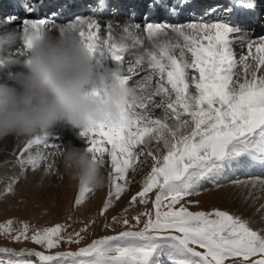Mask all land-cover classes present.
I'll return each instance as SVG.
<instances>
[{
	"label": "snow or ice",
	"instance_id": "6c2138e0",
	"mask_svg": "<svg viewBox=\"0 0 264 264\" xmlns=\"http://www.w3.org/2000/svg\"><path fill=\"white\" fill-rule=\"evenodd\" d=\"M187 2L176 0V5L182 7ZM234 3L246 9L255 7L254 0ZM162 6L173 15L178 13L176 6L168 8L163 0ZM232 10L222 9L221 13L226 15ZM215 12L217 8L189 23L145 24L143 30L149 39L171 33L174 40H153V50L135 61L136 65L146 61L151 72L145 82L134 87L136 99L125 106L119 122L100 124L79 133L83 147L101 165L104 142L110 145L107 153L111 189L101 215L132 182L129 171L136 173L137 164L149 165L150 158V171L140 182L141 190L131 196L130 206L147 203L148 194L155 190L154 216L150 212L133 215V227H139L141 216H147L138 231L121 230L94 239L77 251L56 254L46 253L62 241L79 244L86 229L65 238L61 235L65 226L57 224L35 230L29 236L28 224L13 229L10 220L0 225V234L15 243L31 241L45 251L0 247V264H163L164 259L168 264H225L229 257L242 258L232 264H245L257 255L260 258L251 264H264V233L253 230L248 221L218 209L192 212L181 204L185 198L198 195L204 182L218 185L230 172L264 165V36L254 40L250 33L222 19L205 18ZM75 23L81 25L80 36L92 56L121 60L123 50L115 44L106 41L105 47L98 46L100 29L95 21L77 18ZM43 24L38 21L28 26L35 31ZM236 43L247 48L246 55L237 58L233 51ZM30 44L31 38L26 46ZM240 65L244 68L243 78L235 71ZM153 76L157 80L155 87L150 88ZM130 79L120 73L117 83L128 86ZM154 97H160L159 102ZM155 109H161L163 116L156 117ZM170 120L174 123L170 124ZM57 140L59 137H50L49 133L27 140L21 155L33 145L59 149ZM46 159L42 155L17 157L21 170L26 165L36 168L39 160ZM260 183L264 185V181ZM7 191H11V185ZM90 191L80 188L75 204H81ZM178 204L181 206L175 207ZM113 221L120 222L115 216ZM122 223L127 226L130 221L125 216Z\"/></svg>",
	"mask_w": 264,
	"mask_h": 264
},
{
	"label": "clouds",
	"instance_id": "9594fccd",
	"mask_svg": "<svg viewBox=\"0 0 264 264\" xmlns=\"http://www.w3.org/2000/svg\"><path fill=\"white\" fill-rule=\"evenodd\" d=\"M7 23L6 18L0 21V67L18 66L19 71L9 72L7 82L0 83V140H31L60 124L78 130L79 139L85 129L119 122L125 106L136 99L134 88L117 83L120 72L95 76L79 23L52 34L44 31V25L18 31ZM29 38L31 44L26 46ZM129 40H135V34L133 25L126 23L113 44L124 50ZM57 155L65 174L79 188L105 187L102 165L84 147L69 141Z\"/></svg>",
	"mask_w": 264,
	"mask_h": 264
},
{
	"label": "rangeland",
	"instance_id": "374dc122",
	"mask_svg": "<svg viewBox=\"0 0 264 264\" xmlns=\"http://www.w3.org/2000/svg\"><path fill=\"white\" fill-rule=\"evenodd\" d=\"M204 13L205 12L202 11L200 12V15ZM77 17L80 16H76L75 18ZM1 19L5 20V17L0 16V20ZM71 21H73V19H71ZM163 23L165 24V22H161L159 24ZM262 24H264V20ZM126 51L127 50H125L123 53V62L128 65V67H135L136 64H133L132 62L134 61L135 63V61L139 59L142 54H144L143 51H134L133 53L136 54L134 58L130 57L131 54ZM139 53L141 55H139ZM129 61L131 62L127 63ZM0 70L4 74L2 75L0 73V83H6L7 74L9 72L19 71V68L15 67L14 69H6L4 67H0ZM238 70L239 66L235 71L239 73ZM127 71L128 70L124 69L120 73L125 76H130ZM149 72H151V69ZM257 74L260 75L261 73L258 72ZM132 79V81H129L128 87L134 88L137 87L136 85H138L139 82H141L142 77L137 75ZM156 80L157 77L153 76V81L156 82ZM191 91L193 90L191 89ZM169 123L173 124L174 121L170 120ZM50 137L54 136L50 134ZM9 141L10 152H6L5 156L0 155V169L2 170L0 172V225L6 224L11 220V227L13 229H19L22 224L26 223L29 226L30 236L35 230L54 227L57 224H60L65 226L64 231L61 233V235L65 238L75 232H80L81 229H86L81 233L79 244L66 243L62 241L57 248L50 250V252H47L46 254H56L67 251L74 252L81 247L87 246L94 239L118 234L121 230L138 231L139 228L143 227V222L147 219V216H141V224L139 225V227H133V225L136 224V222L132 220L133 215H137L142 212H150L154 216L155 209H153L152 207V202L155 199V190L153 193L148 194L147 203L139 204L137 202L134 205L130 206L131 196L141 190L140 182L143 176L150 171V158L149 165L137 164L138 170L136 173H133L131 170L129 171V177L131 178L132 182L127 186L125 192L122 193L121 198L118 200L113 198L108 210L104 213V215H101L103 203L108 199V192L111 189V184L108 180V174L111 170V164L110 157L107 153V149L110 148V145H107L106 142H104V147L106 150L103 155L104 165H102V171L105 175V187L101 190L90 191L86 194V197L81 202V204L76 205L75 198L79 194L80 188L65 174L63 164L59 157H53L54 159H52V161L54 162V169H52V166L48 167L47 165L45 167L46 171L39 173L37 171L38 169L36 170L37 167L32 168L31 165H26L23 170H21L17 158L15 159L13 155H16L17 157L19 156L21 159H26L27 155L38 157V155H33L34 150L32 148L39 147L40 145H33L32 148L28 149L27 152H24L23 155H21L23 147L19 145L21 142H26V140H24L23 138H11ZM59 144L61 145V150L62 143L59 142ZM4 148L6 150L8 149L7 147ZM53 153H55V151ZM56 167H58L59 169L56 170ZM140 168H143L142 172L139 171ZM261 179L264 180V177H258L257 175H247L245 177H239V175H237L234 179L230 178L229 180L224 181V184L222 182V184H219L217 186H207V188L201 189L199 194L203 193V195H207L210 191L215 192L212 190L227 188L218 187L225 185L229 186L231 184L232 185L229 187L235 188V186H237L242 188L243 186V190H245L249 186L250 182V184H254ZM46 182H48L47 185ZM9 185H11V191H7ZM262 188L264 189V187ZM258 193H255V195L253 194V192L250 193L249 196L251 197H247L248 201H253L254 205H258L260 200L264 202V190L261 189V192ZM199 194L185 198V201H181V204L186 206L188 210L192 212L212 211L213 209L226 211L229 214L238 216L241 219L248 221V223L249 219L257 220L262 217L259 228H255V226L251 225L250 223L249 226L255 231L264 233V211H262L261 209H249L248 207L242 205L238 207L237 212L234 209L219 208L218 206L201 208L200 204L194 199L198 196H202ZM180 206L181 205L178 204L175 207L178 208ZM126 208L127 212L125 213ZM114 216L118 218V220L120 221L119 223L113 221ZM125 216L130 221L129 225L127 226L123 225L122 223ZM105 225H108V227H105ZM0 247L10 248L15 251H20L21 249H34L36 251L42 252L45 251L44 248L31 243V241H24L19 243L12 242V240L8 236H5L3 234H0ZM259 258V255L250 257L249 262H245V264H251V261L258 260ZM32 259L35 258L33 257ZM241 260V257H229L225 260V264H232L233 261L239 262ZM163 264H168L166 259L163 260Z\"/></svg>",
	"mask_w": 264,
	"mask_h": 264
},
{
	"label": "bare ground",
	"instance_id": "6f19581e",
	"mask_svg": "<svg viewBox=\"0 0 264 264\" xmlns=\"http://www.w3.org/2000/svg\"><path fill=\"white\" fill-rule=\"evenodd\" d=\"M25 5L30 6L32 0H21ZM61 1V0H60ZM96 0H88V2H84V1H80L77 3V5L82 9V8H86V6L90 3H94ZM129 1V0H126ZM162 2V0H135V2L137 4H140V7H142L143 5H152L153 2L156 5V7L152 10L153 14L151 17H157L158 14L156 13H163V10L165 9V7L162 6V3L159 5V2ZM230 2H232V5L236 6L237 4L234 3V0H200V3H197L196 1L193 2V4H199L196 5V8H201L199 10L202 11L204 8H206L208 5H212V9L213 8H217V12L212 13L210 16H206V19H222L225 22H228L230 25L234 26V27H239L243 32H248L251 34V38L256 40L258 39L260 36H264V24L263 20H264V7H260L259 5L261 3L264 2V0H254L255 7H257L258 9V13L256 16H252L251 19H247L244 21V23L242 25L233 22L231 18H233V16H230V12L227 13L226 15H223L221 13L222 9H227L230 8ZM58 3V0H46L44 1V7H45V11L47 9H52L55 4ZM212 3V4H211ZM159 5V6H157ZM216 5V6H215ZM168 6L169 8L173 7V6H177V10L178 13L181 12V14H185L183 16H181L179 18L178 21H173L171 19V17H173V13L171 12L169 15L166 14H161L163 16H168V21L171 20V22L174 23H189V22H193L195 19H197L199 16H197V14H191L190 11L191 9H193V5L192 3H185L183 6L186 7V9L182 7H180L179 5H176V0L174 1H168ZM262 6V5H261ZM195 9V7H194ZM186 10H189V12H187ZM70 13V11L68 12ZM109 14V16H108ZM106 13L105 10L100 11L99 10V6L97 5V8H95L94 11H89V13H87L85 16H81V17H77V18H82V19H87L90 21H95V23L98 25L100 31L97 33V41L96 43L98 44V46L100 47H105V42L107 41V43L110 45L111 43H113V39H118L119 36L122 34V30L123 28L126 26V23H131L133 26H139L137 29H134V34H135V40H129L128 44L129 47L124 49L122 53H120L123 57V53L125 50H127L126 52H129L131 55L130 57H135L136 54L133 53L134 51H143L145 55L146 52L148 51H152L153 50V40H159L160 42H167L170 40H174V37H172L171 33L169 34L168 37H164V36H160V37H153L152 39H149L147 36V33L144 32L143 30V26L145 24L148 23H153V24H157L154 21H144L142 20H133V16L130 20H125L124 18L120 17L118 14L116 13H112V15L109 13ZM56 14L51 15V16H41V17H36L34 15H19L18 13H14V14H8L6 15V19H7V27L8 28H15L18 31H23V29L28 26V24H30L31 22H38V21H44V31L46 33L52 34L55 32L56 29H65L67 27H69L70 25L74 24L77 20V18H74L73 21H71V18H67L65 20H61L58 19V17H55ZM263 15V16H262ZM64 16V15H63ZM244 16V14L241 11H237L236 13V17L235 18H239L242 19V17ZM230 17V19L228 18ZM3 21V20H0ZM186 21V22H184ZM173 24V23H171ZM92 31H95V29H92ZM81 42L83 43L84 41L81 38ZM149 47V48H146ZM233 51L236 53L237 58H239L240 55H246L247 54V48L246 47H242L239 43L234 44L233 46ZM19 52V47L17 46L16 49L14 50L13 54L16 55ZM139 55H141L139 53ZM21 59H23V57H20ZM140 58V57H139ZM93 61H94V69H95V76L99 77L101 74H103L104 72L107 71H111V70H115L118 72H121L122 70L126 69L128 70L130 68V66L128 67V65H126L122 58L119 62L116 61H112L111 58L107 55L104 56H93ZM131 61L127 62L130 63ZM249 63H254L253 61L249 60ZM133 64L134 61L132 62ZM131 63V64H132ZM17 68L18 66H5L4 68L6 69H14ZM131 68L133 69V72H129L127 71V73H129L131 79L129 81H132L134 77H136L137 75H139L140 77H142L141 82H145V77L147 75H149V71L150 69L148 68L147 62H143L140 65H136L135 67L131 66ZM236 70V69H235ZM237 72V71H236ZM238 74L240 75L241 78L244 77V68L242 65L239 66V70H238ZM0 73L2 75L3 72ZM135 73V74H134ZM198 75V74H197ZM258 75V74H257ZM137 80V79H136ZM128 81V83H129ZM135 81V80H134ZM155 83L152 79L151 84L149 85L150 88H154L155 87ZM137 86V85H136ZM194 92V89H192ZM191 91V89H190ZM154 100L156 102H159L160 97H154ZM137 111H139V109H137ZM154 115L156 117H162L163 116V111L161 109H155L154 110ZM49 134H51L52 136L59 137V140H57V143H62V148L69 142L71 141V143L77 147H83L84 146V140L83 138H79L76 139V136L78 135V130H69V128L65 125H56L54 128H52L49 132ZM13 137H7L5 139H3L2 141L0 140V155L1 156H5L6 152H10V139ZM26 140V139H24ZM9 141V143H8ZM27 142V140H26ZM26 142H21L19 146H22L24 148ZM52 142V140L50 139V143ZM24 145V146H23ZM16 146V143H15ZM39 146V145H38ZM4 147H7L8 149L6 150ZM40 147V148H39ZM39 147L36 148H32L33 151V155H38V156H44L47 157L46 160H39V164L38 167L36 168V170L41 173L46 171L45 167L47 165H51L52 169H54V162L52 161V159L54 158H58L59 156H57V154L61 151L60 148L56 149V148H46L44 147L43 144H40ZM151 147L153 148V150H155L156 145L155 143H153L151 145ZM55 151V154L53 153ZM31 153V152H30ZM20 155V154H19ZM28 156V155H27ZM13 157H15V159L17 158L16 155H13ZM54 157V158H53ZM57 160V159H55ZM13 161V160H12ZM60 162V161H59ZM59 169L58 167H56V170ZM35 170V169H34ZM2 170L0 169V172ZM46 175V174H45ZM237 175H239V177H245L247 175H257L258 177H264V165H259V164H254L242 169H238L235 172H230L228 174H226L225 176H223L219 182V184H223L225 183L224 181L231 179H234ZM260 181H264L263 179L258 180L256 183L254 184H250L249 186L243 190V186L241 187H237L235 186V188L233 187H229L231 185H225V186H221L218 188H224L227 187L226 189H219V190H212L215 192H209V194L207 195H202V196H198L196 198H194L201 206V208L204 207H210V206H218L219 208H230V209H234L237 212V209L240 205L248 207L249 209H261L262 211H264V202L262 200H260V202L258 203V205H254L253 201H248L247 197H251L249 196L250 193L253 192V194L255 195V193L261 192V189L264 190L262 187H264V185H262L260 183ZM37 182V181H36ZM48 182H46L47 185ZM236 183V182H235ZM218 184V185H219ZM217 186L216 184H213L212 182H204L201 186V189H205L207 188V186ZM255 185V186H254ZM240 186V185H239ZM252 194V195H253ZM259 194V193H258ZM263 213V212H262ZM264 216V214H263ZM262 217L254 220V219H249V223L253 226H255V228H259L260 225V221H261Z\"/></svg>",
	"mask_w": 264,
	"mask_h": 264
}]
</instances>
